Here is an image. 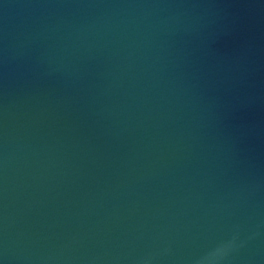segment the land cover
Returning <instances> with one entry per match:
<instances>
[{"label": "water", "instance_id": "95a60500", "mask_svg": "<svg viewBox=\"0 0 264 264\" xmlns=\"http://www.w3.org/2000/svg\"><path fill=\"white\" fill-rule=\"evenodd\" d=\"M0 264H264V0H0Z\"/></svg>", "mask_w": 264, "mask_h": 264}]
</instances>
